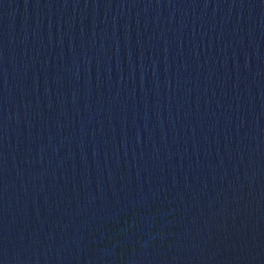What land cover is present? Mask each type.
<instances>
[{"label": "water", "instance_id": "95a60500", "mask_svg": "<svg viewBox=\"0 0 264 264\" xmlns=\"http://www.w3.org/2000/svg\"><path fill=\"white\" fill-rule=\"evenodd\" d=\"M0 264H264V0H0Z\"/></svg>", "mask_w": 264, "mask_h": 264}]
</instances>
